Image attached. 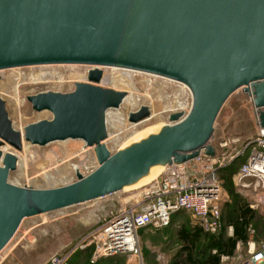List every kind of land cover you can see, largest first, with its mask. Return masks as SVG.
Returning a JSON list of instances; mask_svg holds the SVG:
<instances>
[{
    "label": "water",
    "instance_id": "95a60500",
    "mask_svg": "<svg viewBox=\"0 0 264 264\" xmlns=\"http://www.w3.org/2000/svg\"><path fill=\"white\" fill-rule=\"evenodd\" d=\"M48 64L92 65L87 81L69 92L27 96L51 119L14 127L0 94V251L28 217L60 210L138 186L164 165L182 164L227 149L214 142L216 120L228 98L243 89L264 128V0H0V70ZM99 66L134 69L186 84L188 112L124 148L111 152L107 111L119 108L127 91L101 86ZM151 115L148 105L131 122ZM82 139L99 165L88 174L71 160L72 173L31 186L9 181L25 143L44 146ZM164 171V170H163ZM124 196V192L122 193Z\"/></svg>",
    "mask_w": 264,
    "mask_h": 264
},
{
    "label": "rangeland",
    "instance_id": "374dc122",
    "mask_svg": "<svg viewBox=\"0 0 264 264\" xmlns=\"http://www.w3.org/2000/svg\"><path fill=\"white\" fill-rule=\"evenodd\" d=\"M91 68L92 65L83 64H48L0 70V94L6 100L14 127L23 130L29 123L53 117L49 110L33 109L32 103L27 99L28 95L49 90L72 91L76 82L87 81V77L84 80L81 77L86 71L88 75ZM103 71L104 76L108 74L106 79L109 81L103 78L99 83L101 86L127 91L120 107L107 111L108 137L103 142L111 152L140 140L148 135L147 132L158 131L159 127L170 121L172 112H188L191 108L192 93L182 82L137 70L132 72L128 80L114 82L113 77L120 70L106 66ZM142 105L150 107L151 115L139 122H131L130 112L138 110ZM215 125L212 141L238 140L223 151L227 153L234 152L236 148L259 135V124L251 96L243 89L235 91L224 104ZM3 149L13 151L19 157L17 169L11 171L9 181L21 186H31L32 181L44 176L50 187H56L55 181L72 173L70 161L74 159L77 169L83 174L90 173L99 165L94 147L87 146L82 139L59 140L44 146L25 143L20 151L10 145ZM221 179L223 214L228 205L235 204L237 197L249 203L257 214L249 228L248 242H239L232 254L236 257L245 256L251 239L257 243L264 240V192L253 187H242L234 179L230 186L222 177ZM144 187L121 190L122 192L25 218L11 241L0 251V264H45L52 254L69 252L112 212L141 199L140 194ZM231 187L235 196L228 190ZM184 224L200 226L190 212L183 211L170 225L150 226L140 233L142 254L135 257L133 262L127 255H118L111 257L112 259L100 258L96 264H171L183 245L176 236V229ZM224 226L223 222L221 230L225 229ZM225 232L227 236L232 235L230 226H227ZM88 250L77 247L71 257V264H94ZM220 264L224 262L221 261Z\"/></svg>",
    "mask_w": 264,
    "mask_h": 264
},
{
    "label": "built area",
    "instance_id": "2783aa9c",
    "mask_svg": "<svg viewBox=\"0 0 264 264\" xmlns=\"http://www.w3.org/2000/svg\"><path fill=\"white\" fill-rule=\"evenodd\" d=\"M255 113L256 108L254 106ZM227 147L237 139H224ZM246 160L234 175L235 182L245 188L264 192V130L236 148L211 157L201 152L194 159L172 164L157 178L145 185L140 197L129 205L112 212L92 228L86 236L66 253H54L45 264H71L77 247L90 249L93 263L100 258L127 255L140 257V230L145 227H164L171 223L174 213L186 210L207 232L217 233L223 227V183L220 169L236 158ZM167 167V166H166ZM233 235V226H230ZM245 256L222 255L224 264H264V240L249 241Z\"/></svg>",
    "mask_w": 264,
    "mask_h": 264
},
{
    "label": "trees",
    "instance_id": "16d2710c",
    "mask_svg": "<svg viewBox=\"0 0 264 264\" xmlns=\"http://www.w3.org/2000/svg\"><path fill=\"white\" fill-rule=\"evenodd\" d=\"M248 153L249 151L220 169V176L225 180L227 185H233L234 175L246 160ZM228 190L235 196L232 187L228 188ZM183 211L186 210L174 213L171 223L176 221ZM256 216V211L251 208L249 203L241 197H237L235 204L228 205L222 216L225 229L217 233H210L198 225L190 226L189 224H184L178 227L176 229V236L183 245L171 264H220L222 255H232L239 242H248L250 238L249 228L255 221ZM227 226H233V235H226L225 230ZM146 228H142L140 233ZM88 251L91 254L90 249ZM111 257L114 256H109L110 259H112ZM106 258L108 257H103L100 260Z\"/></svg>",
    "mask_w": 264,
    "mask_h": 264
},
{
    "label": "bare ground",
    "instance_id": "6f19581e",
    "mask_svg": "<svg viewBox=\"0 0 264 264\" xmlns=\"http://www.w3.org/2000/svg\"><path fill=\"white\" fill-rule=\"evenodd\" d=\"M104 67H106V66H99V68H101V69H103ZM112 69H114V70H120V72H119V74H117V75H113L114 77H113V79H114V82H118V81H120V80H128L130 77H131V74H132V72H135L136 70H134V69H127V68H120V67H113L112 66ZM138 71V70H137ZM118 73V72H117ZM139 74H141V73H139ZM87 71L86 72H84L83 73V75H82V80H84V78H86L87 76ZM106 75H108V74H106ZM106 75L105 76H103V78L104 79H106ZM112 76V75H111ZM111 76H109V78L111 77ZM80 79V78H79ZM112 79V80H113ZM107 80V79H106ZM107 81H109V80H107ZM131 81V80H130ZM122 82V81H121ZM127 82V81H126ZM123 83V82H122ZM129 98H127V100H128ZM130 100V99H129ZM111 116V115H110ZM109 116V117H110ZM114 120V119H113ZM144 123V122H143ZM156 129H158V128H156ZM161 128L159 127V129H158V131L160 130ZM263 130H264V128H262ZM154 130V129H153ZM149 131V130H148ZM150 131H152V130H150ZM149 131V132H150ZM158 131H155V132H158ZM152 133H154L153 131H152ZM147 134L149 135V134H151V133H148L147 132ZM147 135V136H148ZM146 136H144V137H142V138H145ZM141 138V137H140ZM141 138V139H142ZM137 141H138V139H137ZM5 149V148H4ZM163 168H166V166L164 165L153 177H151L149 180H147V181H145V182H143L142 184H140V185H138V186H134V187H130V188H126L124 191H126V190H130V189H135V188H138V187H142V186H145L147 183L149 184V182L151 181V180H154L155 178H157L159 175H160V173L162 172V170H163ZM164 171H165V169H164ZM163 173V172H162ZM152 182V181H151ZM147 184V185H148ZM122 192V191H121Z\"/></svg>",
    "mask_w": 264,
    "mask_h": 264
},
{
    "label": "crops",
    "instance_id": "0c3cea01",
    "mask_svg": "<svg viewBox=\"0 0 264 264\" xmlns=\"http://www.w3.org/2000/svg\"><path fill=\"white\" fill-rule=\"evenodd\" d=\"M133 260H135V258H134V257L132 258V262H133Z\"/></svg>",
    "mask_w": 264,
    "mask_h": 264
}]
</instances>
